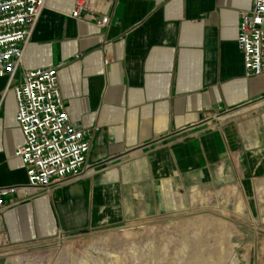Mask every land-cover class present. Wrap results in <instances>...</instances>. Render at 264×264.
I'll return each instance as SVG.
<instances>
[{"label": "crops", "instance_id": "0c3cea01", "mask_svg": "<svg viewBox=\"0 0 264 264\" xmlns=\"http://www.w3.org/2000/svg\"><path fill=\"white\" fill-rule=\"evenodd\" d=\"M114 1L99 29L70 16L74 0H46L20 67L0 77V187H17L0 212L9 249L158 221L217 190L253 189L264 206V77L244 76L236 43L251 0ZM55 66L70 120L93 131L94 174L24 199L12 87Z\"/></svg>", "mask_w": 264, "mask_h": 264}, {"label": "built area", "instance_id": "2783aa9c", "mask_svg": "<svg viewBox=\"0 0 264 264\" xmlns=\"http://www.w3.org/2000/svg\"><path fill=\"white\" fill-rule=\"evenodd\" d=\"M45 2L0 0V77H8L9 82L22 63L24 49ZM114 2L74 0L70 16L106 29ZM236 43L244 76L264 77V0H251L250 9L238 13ZM58 67L23 71L12 87L15 121L24 139L14 153L25 172L26 182L20 188L24 199L30 198L28 191L51 196L55 190L94 174L87 163L93 131L70 120L57 86ZM16 191L17 187H0V212L6 208L5 199Z\"/></svg>", "mask_w": 264, "mask_h": 264}, {"label": "rangeland", "instance_id": "374dc122", "mask_svg": "<svg viewBox=\"0 0 264 264\" xmlns=\"http://www.w3.org/2000/svg\"><path fill=\"white\" fill-rule=\"evenodd\" d=\"M253 191L252 189L249 194L244 195H216V193H221V190L201 196L191 195L189 209L158 221L133 227H113L73 236L61 234L48 241L29 244L20 249H9L11 246L8 241L5 244L0 243V255H8L15 250L20 251L18 255L3 258L0 260V264H14L16 260H20L23 264H38L39 262L54 264L63 249L90 250V245L99 239H114L120 237L124 232L139 236L148 234L154 228L164 227L175 232L200 225V222L206 220L214 221L213 227L210 229L213 235L220 227L231 232V237L227 234L223 237L230 239L234 245L233 258L236 259L237 264H264V252L262 251L264 246V206H261L260 210L257 209ZM256 194V202H260L261 195ZM238 197L242 199V203ZM2 239L4 242L5 239Z\"/></svg>", "mask_w": 264, "mask_h": 264}, {"label": "bare ground", "instance_id": "6f19581e", "mask_svg": "<svg viewBox=\"0 0 264 264\" xmlns=\"http://www.w3.org/2000/svg\"><path fill=\"white\" fill-rule=\"evenodd\" d=\"M200 223L175 232L168 227L139 236L124 232L114 239H99L90 250L63 249L54 264H237L234 245L223 237H231V232L220 227L213 235L214 221ZM14 264L23 263L16 260Z\"/></svg>", "mask_w": 264, "mask_h": 264}]
</instances>
